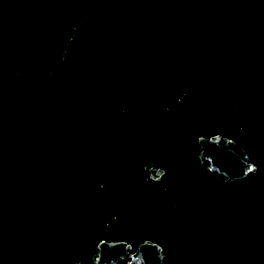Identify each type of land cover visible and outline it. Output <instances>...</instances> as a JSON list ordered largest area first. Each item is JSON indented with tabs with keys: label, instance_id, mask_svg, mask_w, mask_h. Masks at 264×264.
I'll use <instances>...</instances> for the list:
<instances>
[{
	"label": "water",
	"instance_id": "obj_1",
	"mask_svg": "<svg viewBox=\"0 0 264 264\" xmlns=\"http://www.w3.org/2000/svg\"><path fill=\"white\" fill-rule=\"evenodd\" d=\"M0 264H264V0H0Z\"/></svg>",
	"mask_w": 264,
	"mask_h": 264
}]
</instances>
